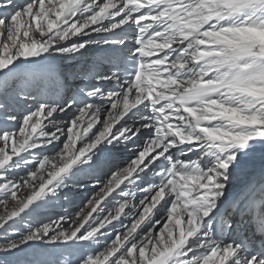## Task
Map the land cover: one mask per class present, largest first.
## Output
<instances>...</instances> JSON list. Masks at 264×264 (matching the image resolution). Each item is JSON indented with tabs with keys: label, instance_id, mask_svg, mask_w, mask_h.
Here are the masks:
<instances>
[{
	"label": "snow or ice",
	"instance_id": "snow-or-ice-1",
	"mask_svg": "<svg viewBox=\"0 0 264 264\" xmlns=\"http://www.w3.org/2000/svg\"><path fill=\"white\" fill-rule=\"evenodd\" d=\"M0 264H264V0H0Z\"/></svg>",
	"mask_w": 264,
	"mask_h": 264
},
{
	"label": "bare ground",
	"instance_id": "bare-ground-1",
	"mask_svg": "<svg viewBox=\"0 0 264 264\" xmlns=\"http://www.w3.org/2000/svg\"><path fill=\"white\" fill-rule=\"evenodd\" d=\"M57 63H61V61H57ZM62 63L68 64L71 62L68 60H64ZM80 86L83 87V84H81ZM256 179H259V176H257V177L255 176L253 178H248L247 176H242L240 179V182H238L237 185L233 186V188H232L233 194L240 191L241 185L244 182L249 181V180H256ZM82 195L83 194H78L77 199L72 204H64L62 206H56V207L51 208L50 210L45 211V215H52L54 217L57 214H65V213L74 214V212L78 210L79 200H80V197ZM71 208H76V210L70 211Z\"/></svg>",
	"mask_w": 264,
	"mask_h": 264
},
{
	"label": "rangeland",
	"instance_id": "rangeland-1",
	"mask_svg": "<svg viewBox=\"0 0 264 264\" xmlns=\"http://www.w3.org/2000/svg\"><path fill=\"white\" fill-rule=\"evenodd\" d=\"M246 176H247L248 178H253V177H255V176H256V177L259 176V169L257 168V169L255 170L254 174H252V175H246ZM71 210H74V211H75L76 208H71L70 211H71Z\"/></svg>",
	"mask_w": 264,
	"mask_h": 264
}]
</instances>
